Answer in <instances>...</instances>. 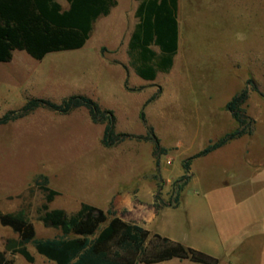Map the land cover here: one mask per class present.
I'll return each instance as SVG.
<instances>
[{"label":"crops","instance_id":"1","mask_svg":"<svg viewBox=\"0 0 264 264\" xmlns=\"http://www.w3.org/2000/svg\"><path fill=\"white\" fill-rule=\"evenodd\" d=\"M56 2L63 7L62 9H67L68 4L66 1V6H63L60 0H56ZM184 3L185 0H178V13L181 19L184 14ZM258 13L259 17L257 22ZM244 15L248 20L247 24L250 27V35L252 36V40L246 46V51L249 53L245 56L247 61L245 63L247 66L255 68L258 74H251L244 78L242 80L243 88L232 97L239 94L246 87L249 89L248 84H261L264 76V0H244ZM180 42V30H178V50L173 58V65L168 72L157 73L154 81L141 79L135 74L134 70L129 76L125 75L123 67L129 66V60L112 63L108 59L100 58L96 53L93 57L92 54H89L83 58L79 57L78 59H67L62 60V62H57L56 59L50 58L56 52L47 54L41 60H36L30 57L25 51L15 50L12 53L10 61L0 63V79L4 82V86L0 88V107H5L6 109L3 114L20 109L27 100L32 98L45 99L56 104L61 103L64 99L73 95H83L92 99L95 98V96L93 97V92H97L100 88L98 93L100 97H104L105 95L106 98L114 100L121 98L118 96H130L134 93L142 92L144 98L137 115L140 120L139 114L144 104L157 93L154 87H156L155 83L158 82L159 74L165 75L158 82L160 93L157 98L144 107L146 124L153 129L160 148L164 149V153L158 157L154 156V145L151 141L131 139L112 147L103 146L101 142L104 125L93 123L89 112L84 107L76 108L67 114H58L44 108H38L21 119L9 122L12 124H29L35 122L39 124L49 123L51 125H57L72 121L74 122V128L72 127L71 130L68 129L64 134V137L69 139V143L72 141L71 144L73 143L75 145L77 141H82L84 138L91 137L93 139L91 145L89 144L91 146L89 149L81 150L77 157V154H75L74 161H79L80 165L76 168L73 167L72 170L69 168V172L71 173L66 174L65 185L56 184L55 180L60 181L61 177L59 174H53L54 181L52 190L58 194L51 202H54L56 198L62 197L61 192H65L72 196L70 197L72 202L75 201L79 206L81 204H88L104 211L111 208L121 220L128 223H136L152 233H157L161 236L163 235L157 231L158 225L162 226L163 224L164 227H167L173 223V212L180 210L184 204V198L181 194L183 195L185 188L190 185L198 186L202 194V196L198 195L193 199L195 200V211L201 209L203 205L210 210H228L231 212V216L237 211L251 210L252 206L250 205L253 196L256 195L258 189L264 188V186L259 187L260 184H257V181L255 182V180L264 179V175L259 173L260 168L258 167L262 161H256L258 164L257 167L252 168L254 162L250 158L251 156L248 150L251 144L250 138L255 131V127H252L249 134L237 137L204 156L192 159L187 170L183 167V163L188 158L193 157L210 144L219 141L226 134L237 129L238 123L225 108L232 97L220 107L213 119L219 122L230 120L232 126L229 129L219 130L215 127L213 124L214 121L207 117L213 113L209 108L199 109L197 107L196 110L194 109L199 118L191 127L188 124H183V120L182 123H171L170 117L173 118V121L176 119L173 117V114L170 115L172 111H175L176 116H181L184 119L188 116L186 114V97L184 96L186 95L184 94L186 91L184 90L190 86V83L187 79L188 76L183 74L181 68L177 66L179 65L177 64V60L180 63L182 58V56L179 58L177 56L179 48H181ZM15 52L25 54L16 56ZM60 67L70 69H68L67 75L62 73L59 79H55L54 76L56 74L53 70L54 68ZM73 68H79V70H74ZM107 72L108 75L105 76ZM117 73L121 75L119 81L117 83L110 82V79ZM107 79L109 82H104ZM126 79L129 88L139 90H127L125 88ZM101 83H104V85H101ZM168 85L175 86L174 88L177 90L172 95V99H165L163 107L160 111H157L155 106L162 101L161 96L164 94L165 87ZM105 89L106 91L103 93ZM207 96L211 98L210 94ZM254 96H260L264 101V95L260 89H256L255 91L249 90V96L243 108L246 115L252 119L255 114L250 113L249 106L255 105L252 100ZM11 100H14V102L11 103ZM102 108L110 110L114 114V111L109 107L102 106ZM157 113H159L164 127L160 132L154 131L151 121L152 118L158 116ZM118 124V119L115 116V131L117 133H126L123 127ZM133 135H146V128L144 132ZM170 136L176 137V139L170 141L168 140ZM176 159L179 161L180 166L176 172H173L171 169H173L172 165ZM218 161H222L220 163H224L226 169L221 179L214 182L210 174H214V164L218 163ZM156 172H159V174L177 175L174 178L162 180L160 186L158 184V178L153 175ZM183 176H186L187 179L180 191L178 204L174 207L163 206L156 210L155 196L159 194L165 195L166 190L173 187V181H177ZM26 194H29V191ZM205 196L214 197H211V200L209 197L205 198ZM235 196H238L240 199L237 201ZM24 199L25 197H21L17 205L9 203L6 209L7 213H16L22 210L23 205L26 204ZM12 200V197H6V201ZM50 203H48V209ZM60 208L58 210L64 209L67 211L65 207ZM68 212L69 215L76 213L70 209ZM32 225L36 239H53L60 234L59 231V234L58 232L57 234L53 233L51 237H39L45 230L53 228H44L43 224H41L42 226H38L34 222H32ZM244 234L245 232H243ZM218 235L219 238L217 237V240L221 241L220 233ZM165 237L171 239L167 236ZM190 237L191 239H186L182 244L219 260L213 254L217 251V245H215L214 240L196 233H192ZM7 240H18V234L10 227L0 224V253H4V258L12 261V264H15L17 261L21 262V259H24L21 255L11 254L9 251H6L5 243ZM187 241L190 244L187 245L185 243ZM236 242L234 241L232 243L235 244ZM204 244L207 245L206 249H202L205 246ZM226 248L228 249L230 246L228 245Z\"/></svg>","mask_w":264,"mask_h":264},{"label":"rangeland","instance_id":"2","mask_svg":"<svg viewBox=\"0 0 264 264\" xmlns=\"http://www.w3.org/2000/svg\"><path fill=\"white\" fill-rule=\"evenodd\" d=\"M63 6H66L64 0H60ZM116 5L110 9L107 16H100L92 25V31L85 46L78 50L56 52L50 58L56 59L57 62L67 59L83 58L86 55L95 53L100 58L108 59L112 63H119L121 60H129L127 55V45L130 35L137 23L135 10L138 6L137 0H115ZM184 14L182 19L179 18L178 24L180 30L181 42L178 52V58L182 56L180 63L177 65L181 72L187 75L190 86L186 91V114L184 119L176 116L175 111L171 112V123L181 122L193 126L199 116L195 111L209 108L212 114L208 119L213 120L215 113L225 104L235 93L243 88L242 80L251 74H258L253 67L247 66L245 56L249 53L246 46L252 40L251 30L247 18L244 15V0H185ZM63 8V7H62ZM186 17V18H185ZM259 13L257 16L258 22ZM158 52L157 47H152ZM98 50V51H97ZM16 56L25 54L15 52ZM26 56V55H24ZM246 62V63H245ZM124 74L129 76L133 73L130 65L124 66ZM52 69V68H50ZM65 67L54 68L55 79H59L62 73L68 74ZM79 70V68H73ZM108 75V72L105 76ZM110 75V74H109ZM111 76V75H110ZM120 74H115L110 82L117 83ZM165 77L159 74L158 82ZM54 79V80H55ZM127 81V79H126ZM104 82H109L105 80ZM155 83L154 90L157 91L159 83ZM3 81L0 79V88ZM174 83V81H173ZM128 84V82H127ZM104 85V83H101ZM175 86L168 85L161 96L162 101L155 106L157 111L163 107L165 99H172L175 93ZM258 87V88H256ZM261 90L264 95V76L261 84H249V90ZM100 88L93 92L92 98L99 106L109 107L114 111L119 126L128 134H140L144 132L145 127L138 119L137 115L141 109L143 94L134 93L132 95L118 96L116 100L100 97ZM106 89L103 91V93ZM102 93V94H103ZM210 94L211 98H208ZM120 95V94H119ZM117 96V95H116ZM254 106H249V111L255 121L253 127L255 131L250 138L249 147L250 158L253 160V167H257L256 161H262L259 173L264 175V101L260 96L253 97ZM14 100H11V103ZM169 106V105H167ZM168 109V108H167ZM195 109V110H194ZM5 107H0V117ZM167 111V110H166ZM260 113V114H259ZM152 118L154 131L160 132L164 129L160 115ZM169 116V114H167ZM150 121V123H151ZM214 121V120H213ZM213 124L217 129H229L232 126L230 120L214 121ZM74 128V122L66 124L51 125L49 123H22L0 125V213H7L6 209L9 203L17 205L21 197H25L26 204L23 205L22 212L26 219L38 226H42L39 216L40 204L44 203L45 194L38 188V182L43 178L46 179V185L53 189V174H59L61 180H55L56 184L65 185V176L70 174V170L80 165L79 161H74L83 149H89L93 139L84 138L77 141L75 145L69 139L64 137L68 129ZM176 137L170 136L168 140L174 141ZM131 140V139H128ZM71 145V146H69ZM79 158V157H78ZM77 158V159H78ZM214 164V174H210L212 181L217 182L224 175L226 169L224 163ZM179 161L173 162L171 171L179 169ZM158 178V184L167 178H174L177 174H153ZM254 180V179H253ZM260 186H264V179L255 180ZM179 183L173 181L172 186L166 190V194H159L161 202H171L177 192L176 187ZM160 190V188H159ZM29 191V194H26ZM181 196L184 198L178 211L173 212V223L164 227L158 225L157 231L164 237L171 238V241L184 243L186 239H191L190 235L196 233L205 235L215 241L217 251L215 254L219 260L217 264H264V188L258 189L251 202V210L237 211L231 216L228 210L208 209L204 205L198 211L194 210V198L202 194L198 186H188ZM43 194V197H42ZM49 204L48 210L65 207L66 214L69 215V209L73 212L79 209V204L72 202V196L65 192ZM180 194V193H179ZM12 197V201H6V197ZM20 196V198H18ZM67 196V197H66ZM212 200L214 196H205ZM212 197V198H211ZM70 198V199H69ZM238 201L240 198L235 196ZM73 199V198H72ZM60 208V209H62ZM16 212V213H18ZM32 221V222H31ZM44 226V225H43ZM44 228H46L44 226ZM166 230V231H165ZM59 234L58 229H47L39 237H51L53 233ZM243 232L245 234L243 235ZM220 233L221 241L217 240ZM237 241L235 244L232 242ZM190 244V242L188 243ZM202 249H206V244ZM230 248H226V246ZM28 251L34 256V262L31 264H53L34 251L32 245L26 246ZM15 264H29L24 259ZM158 264H192L188 260L172 259L170 261Z\"/></svg>","mask_w":264,"mask_h":264},{"label":"trees","instance_id":"3","mask_svg":"<svg viewBox=\"0 0 264 264\" xmlns=\"http://www.w3.org/2000/svg\"><path fill=\"white\" fill-rule=\"evenodd\" d=\"M65 1L67 9H62L56 0H0V63L10 61L15 50L25 51L30 57L41 60L49 53L81 49L88 41L96 19L107 16L116 5L115 0ZM137 1L135 17L138 21L128 41L127 55L137 76L154 81L157 73H166L171 69L178 50V0ZM152 47H157L158 52ZM125 88L139 90L129 88L127 81ZM159 93L160 88L146 101L139 114L146 128L144 136L117 133L113 112L83 95L70 96L59 104L45 99H29L20 109L2 115L0 125L21 119L38 108L67 114L84 107L93 123L104 125L103 146L112 147L128 139L151 141L154 156L158 157L164 153V149L160 148L153 129L146 124L144 107L155 100ZM248 96L249 89L246 87L225 106L238 123L237 129L188 158L183 163L185 170L192 159L250 133L255 121L246 115L243 108ZM186 179L183 176L176 181L179 184L173 204L170 201L161 202L159 196H155L156 210L178 204L179 193ZM38 188L45 194L44 203L39 208L42 212L39 220L45 227L58 229L60 234L57 237L36 239L32 223L22 212L0 213V224L18 234V240L6 241V251L21 255L28 263L34 262V256L26 247L28 244L53 264H158L172 259L196 264L218 263L217 259L201 251L152 233L136 223L121 220L111 208L104 211L81 204L79 210L71 215L58 209L50 211L48 203L58 193L46 186L45 178L38 182ZM0 264H12V261L6 260L4 253H0Z\"/></svg>","mask_w":264,"mask_h":264}]
</instances>
